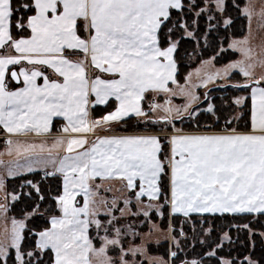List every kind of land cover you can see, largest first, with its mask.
Here are the masks:
<instances>
[{
  "label": "snow or ice",
  "instance_id": "obj_1",
  "mask_svg": "<svg viewBox=\"0 0 264 264\" xmlns=\"http://www.w3.org/2000/svg\"><path fill=\"white\" fill-rule=\"evenodd\" d=\"M201 3L206 7L200 8ZM223 5L224 0H0V50H6L0 53V126L10 136L41 135L51 131L54 118L63 117L67 124L61 131L74 134L67 140L58 137L47 149V157L42 155L43 143H16L17 156L27 161H17V169L32 172L33 162L43 163L53 169L46 171V176H62V194L54 197L60 215H52L50 226L35 233L30 249L24 247L25 222L13 219L10 233L5 229L0 239V264H136L125 257L144 254L147 241L124 248L122 239L129 233L138 237L139 233L132 224H121L122 218L149 219L166 212L185 218L193 213L264 215V71L259 75L256 71L257 67L264 69V58L257 61L252 48L247 47V38L231 45L244 59L222 70L224 78H229L233 69H239L245 78V83L232 86L250 90L249 95L236 97L225 106L242 110L238 115H225L213 103L204 110L217 123L223 117L225 129L221 132H185L173 126L170 135L96 134L99 129L111 132L113 126L132 116L142 124L162 121L172 125L185 113L189 118L200 114L199 109L189 111V105L181 110L156 103L145 111L143 102L148 93H172L168 85L176 83L175 53L179 45L172 37L180 29L194 37L189 29L198 27V20L189 23L184 15L194 8H200L196 17L223 11ZM254 8L252 3L245 8L249 17ZM260 15L264 17V5ZM220 76L219 71L208 75L205 83ZM179 92L192 101L198 99L190 89L179 87ZM249 99L248 120L240 130ZM113 100L112 111L92 119L90 107ZM161 109L165 115L152 121L150 114ZM88 134L94 139L89 140ZM7 143L11 154L13 141L8 139ZM56 148H63V155L54 156L52 149ZM16 174L13 168L8 169L9 176ZM97 178L118 179L129 193L123 198L124 208L119 207L120 198L99 202L106 209L105 220L97 218L101 214L95 206L99 186L92 183ZM27 184L43 201L39 185L32 181ZM81 195L82 206L77 202ZM133 201L136 212L128 207ZM36 207L39 209V204ZM3 208L0 205V210ZM93 226L105 232L99 248L89 235ZM249 233L254 234L251 229ZM260 235L264 237V232ZM230 240L229 233L224 232L217 249ZM110 246H119L118 260L108 256ZM207 255L215 256L216 252ZM246 261L260 264L251 257ZM152 264L162 262L153 260ZM221 264L234 261L225 259Z\"/></svg>",
  "mask_w": 264,
  "mask_h": 264
},
{
  "label": "trees",
  "instance_id": "obj_2",
  "mask_svg": "<svg viewBox=\"0 0 264 264\" xmlns=\"http://www.w3.org/2000/svg\"><path fill=\"white\" fill-rule=\"evenodd\" d=\"M192 2H198V0H192ZM246 3V0H227L224 12L215 13L216 19L219 20L217 26L209 30V21L205 16H201L198 20L199 26L197 28L196 38H181L179 47L175 53L177 65L176 83L180 85L184 84L190 71L204 60L213 58L217 66H223L238 58V52L231 50L228 46L232 38H242L246 36L248 19L242 14V8ZM204 5V3H201L200 8H203ZM200 8L193 9L189 23L195 19L194 12L200 11ZM175 17L176 13H173V19H175ZM226 17L231 18L232 21L229 25L223 26V19ZM174 36L172 37L173 39ZM239 82L240 74L235 72L231 74L226 81H220V83L215 84L207 89V91L200 89L199 93L204 99L201 104L193 109H200L203 106L205 108L209 103H213L224 110L225 115L231 113V108L234 105L228 108H225V106L230 105L237 91H240L238 88L232 86ZM205 97H207V99H205ZM143 104H146L145 101ZM249 108L250 105L248 109ZM217 115H219V113H217ZM247 120L248 116L246 114L244 120L241 121L245 123ZM177 124H179L180 127L183 126L187 131L203 130L206 124H211L212 128L217 129L225 127L223 117L217 123L212 114L204 110L200 111V114L192 117V119L183 118L182 120H177ZM27 181H32V183L39 185L41 189L39 195H43V201L38 199V194L34 189L30 188ZM6 184L9 193L19 195V199L10 206L9 212L11 216L22 218L28 212L37 209L36 206L39 204V209H37L38 215L28 221L24 230L26 237L24 247L30 249L36 239L35 233L49 227V218L52 215L59 214L54 197L62 193V177L57 175L43 178L41 171H34L22 176L9 178ZM152 217L156 221L159 220L163 228H168L172 225L173 235L180 239L178 246H172V249L177 253L173 260L174 264L205 257L217 244H220L221 234L228 231L229 228L232 232L233 240L228 245H224L221 249L216 251L218 255L216 263L220 264L218 258L223 256L232 259H240L250 253L251 247L249 231L244 228L241 229L240 227L248 224L250 229L252 228L256 231H260L263 230L262 227L264 226V215H257L255 217L253 214L233 216L228 214H192L190 218H185L183 215H176L173 217L166 212L161 218L156 214ZM236 225L239 226L232 228ZM192 226L195 227V230L192 229ZM209 227L212 228L213 231L206 235L203 233V230ZM180 228L186 233V237H181ZM254 236L258 240L259 236ZM95 245H97V242ZM170 246L169 242H164L159 246L151 245L150 250L154 253H161L168 258L170 255ZM10 251L14 252V250ZM258 257H261V264H264V247L262 250H258ZM212 258L213 257L206 256L203 258V262L205 264H210L211 261L214 263L216 258Z\"/></svg>",
  "mask_w": 264,
  "mask_h": 264
},
{
  "label": "rangeland",
  "instance_id": "obj_3",
  "mask_svg": "<svg viewBox=\"0 0 264 264\" xmlns=\"http://www.w3.org/2000/svg\"><path fill=\"white\" fill-rule=\"evenodd\" d=\"M246 1H247L246 5L242 8V14L248 19L249 27H250V23L252 26L255 24V22H258V21H260V23H262L264 21V17H262L260 15V9H261V6L264 5V0H246ZM226 2H227V0H224L223 11L213 10L211 12H205L203 15H201L202 17L205 16L207 18V20L209 21V23H208V29L209 30L213 29L219 23V20L216 19L215 13L216 12L223 13L224 10L226 9ZM249 3H252L253 5H255V9H254L251 17H249V15L245 12V8L249 5ZM204 7H206V4L204 5ZM196 12H199V11H195L194 15ZM191 13L192 12H189L188 14L184 15V19L187 20L188 22L190 20ZM201 16H199V17L195 16V19L199 20V18ZM209 17H212V18L209 19ZM253 19L255 21H253ZM231 21H232L231 18L226 17L223 19L222 24H223V26H227L231 23ZM198 26H199V23H198ZM197 28L189 29V30L194 31V33H195L194 37H188L186 34H183V29L177 30V32L175 33V36H174V40H177L180 43V40L182 37L196 38V33L198 31ZM247 33H248V29H247ZM247 33H246V35H247ZM252 36H254L253 31H251V34L249 32V34L247 36H244L242 38H235V39L232 38L231 39L232 43L231 42L230 43L232 45L234 41H243V40H245V38H247L249 41L247 47L252 48L253 56L258 61L260 58H264V44L263 45H257L255 43L257 40L254 38L255 40L252 41V39H253ZM178 47H179V45H178ZM232 49H234V48H232ZM234 50H237L238 54H239L236 61L243 60L244 59L243 53L241 51H239L238 49H234ZM3 52H5V51L0 50V53H3ZM236 61L234 60L233 63H235ZM202 62H200L199 65ZM226 66L215 67L213 65L212 60H208V61L203 62L198 68L195 67V68H197L196 71H194L192 73V75L188 78V80L186 78L187 82H185L184 84L180 85L178 83L169 82L168 87L172 90V93H176L175 95H173L172 93H165V92H159V93L152 92V93L146 94V99H145L146 104L145 105L143 104L145 111H148V106L152 103H156V104H160V105H168L174 109L180 108L181 110L186 105H189L190 106L189 111H191L193 108H195L196 106L201 104L202 100L204 99L200 95V93L197 94V88L198 87H204L203 90L207 91L206 88H209L212 85L220 83L219 81L214 82V79H216V78L226 79L223 77V71H222ZM195 68H193L192 70H194ZM48 71H49V73H51L50 69ZM218 71L221 73L220 77H216L213 80L205 83V80L207 79L208 75H213L214 73H216ZM237 71H239V69H233L232 70V72H234V73ZM256 71H257V75H259L262 71H264V69L257 67ZM238 73L240 74V82L237 84L245 83L246 81H245V78L243 77L242 73H240V72H238ZM176 75H177V71H176ZM15 86L16 85L13 84V87H15ZM179 87H183L185 89H190L191 92L193 94H195L198 99L196 101H192L188 95L181 94L179 92ZM239 90L240 91H237V94L235 95L233 100L236 97L247 96V93L249 91V90H243V89H239ZM209 100H210V98H209ZM193 105H196V106L191 108ZM249 105H250V100H248L246 102V107L243 109V111L246 114L248 112ZM114 106H115V101L113 100V102H111L108 105H97L94 108L90 107V109H89L90 115H91L92 119H97L100 116L106 114L107 112L112 111L114 109ZM206 108L207 107L204 108V106H203L199 109V111H203ZM241 110H242L241 108L234 105L231 108L230 112L233 115H238ZM150 115H151L152 121H156L158 119V117H162L163 115H165V113L161 109V110H158L154 113H151ZM172 115L174 116L175 113H173ZM183 118H185V119L189 118L188 114L185 113ZM177 120H179V119H174L172 122V125H166L162 121L158 122V123L150 122L149 124H142V123L138 122V119L135 116H132L130 118H127L125 123L113 126L111 132H105L103 129H99L96 134L127 135V134H133V133H145V132L156 133V132H159L161 134L170 135L172 133L173 126L176 129H182L184 131H187L184 129L183 126L180 127V125L177 124ZM66 124H67V121L63 117H56V118H54V120L52 122L51 131L47 134L37 135L36 133H27V134H19V135H11V136L3 129L2 126H0V161H3V163H0V178H2V180H3V187L0 188V205L4 206L3 210H0V239H2L4 237L5 229H7L8 232L10 233L11 228H12L11 222L13 219H15L17 221L22 220L25 222V224L27 226L28 221L30 219H33L34 217H36L38 215L37 209H35L34 211H31V212H28L22 218H15L14 216H11L10 212H9L10 206L19 199V195L8 192L7 184H6L7 180L9 178H14V177H18V176H22L24 174L30 173V172H27L26 170H24L22 168L21 169L16 168V162L17 161L20 164H26L27 163L24 156H19V157L17 156L16 151H15L16 143L25 144V145H27V144L40 145L41 143H43V144H45V152L42 155L44 157H47V149L52 147V144L55 142V140L58 137H63L65 140H67V138H69L71 135H74L72 133H63L61 131L62 127L65 126ZM240 126H243V125L240 124ZM54 128H55V131H54ZM88 138H89V140L94 139L93 134H88ZM8 139H11L13 141V145L11 146L13 148V151L11 152V154L8 151V149L10 147L7 143ZM36 151L39 152V148H37ZM52 152H53L54 156L57 154L63 155V148L52 149ZM32 159H33V161H35L36 157H32ZM10 167L16 171L17 174L15 176H9L8 175V169ZM32 167L34 169L32 172L41 171L43 174V178L49 177V176L45 175L46 171H52L53 170L51 165H48L47 167H45V165L43 163L38 164V163L33 162ZM50 177H52V176H50ZM92 183L94 185L99 186V191L95 197V199L97 201V204L95 206L100 208L101 214L97 218H100L101 220L106 219L104 216V212L106 211V209L101 207L100 203H99L101 200H107L108 202H111L114 198H120L119 207L120 208L125 207V205L123 204L122 201H123L124 197L129 195V193L123 188V182L122 181L121 182L120 181H114V182L107 181V182L103 183V181L96 179ZM33 184H35V183H33ZM30 188L34 189L31 186H30ZM95 190L96 189L94 188V191ZM62 191H63V184H62ZM13 197H16V199H13ZM83 199H84L83 195L77 197L78 205L82 206ZM145 202H147V201L145 200ZM134 204H135V201H133L132 204H130L128 206L130 208L131 212L137 211L136 207L133 206ZM113 214L116 216L120 215V213L118 211H114ZM225 214H227V213H225ZM58 215H60V212ZM156 215H159V214H156ZM228 215L233 216V215H243V214H228ZM253 215H255V217H256L259 214H253ZM152 216L153 215H151V218H149V219H146L143 216H138V217L128 216L126 218L121 219V221H120L121 224H132L135 228V231L137 233H139L138 237H133L131 235V233H129L128 236L124 237L122 239V245L124 248H128L131 246H138L142 243L143 240L147 241V243L145 244L146 252L144 254L138 253L135 257H133L129 254L125 258L129 261L135 260L136 264H152L153 260L161 261L162 264H163V262H166V264H174V262H173L174 257L171 256V253L176 252V251H174V249H172V246H178L180 239L173 235L172 225H170L168 228H163L161 226L159 220L156 221ZM159 216H160V218L162 217L161 215H159ZM153 225L156 226L155 229L152 228ZM117 226H119V225H117ZM238 226L239 225H236V226H233L232 228H235ZM146 227H147V229H146ZM263 227H262L263 230H260V231H256L255 229L251 228V231L254 234L250 236V244H251L250 253L246 254L244 257H241L240 259L239 258L232 259V258L224 257V256L219 257L218 258L219 263L221 264V261H223L225 259H230V260L234 261V264H247L246 257H251L252 259L259 261L261 264L262 263L260 260L261 257H258V250L259 249L262 250L264 247V237H261V235H260L261 232H264ZM209 228H205L203 230L204 231L203 233L208 235L209 232L207 231V229H209ZM240 228L242 229L243 225ZM192 229L195 230V227L192 226ZM249 229H250V227H249ZM249 229H247V230L249 231ZM180 230H181V233H183V234H181V237H186V233L183 231V229L180 228ZM225 232L229 233V235L231 236V240L230 241H223V246L228 245L233 240L232 239V232L230 231V228L228 231H225ZM89 235L93 239L94 246L96 248L101 247V245H102V239L101 238L105 235V232L102 229L98 231L95 228V226H93L89 229ZM254 235L259 236L258 240L255 238ZM113 236H114V233L110 234L109 238H112ZM222 236H223V234H221V237ZM173 237L176 238L175 241L173 240ZM221 237H220V243H221ZM96 242H97V245H95ZM164 242H169L171 245L170 246V255L168 258H166L161 253H154L150 250L151 245L152 246H159L161 243H164ZM221 248H219V249H221ZM219 249H217V247L215 246L212 251L216 252ZM212 251H210V252H212ZM108 256L113 258L114 260H118L120 257L119 246H116V247L110 246L109 250H108ZM206 256H208V255L206 254ZM205 257H203V258H205ZM211 257H213L212 259L216 258V261H214V263L211 261L210 264H217L216 262H217L218 255L216 254L215 256H211ZM203 258L192 259V260H196V261L200 262V264H205L203 262L204 261ZM93 260L95 262L96 258L94 257ZM189 261H191V260H189ZM180 264H182V262Z\"/></svg>",
  "mask_w": 264,
  "mask_h": 264
},
{
  "label": "crops",
  "instance_id": "obj_4",
  "mask_svg": "<svg viewBox=\"0 0 264 264\" xmlns=\"http://www.w3.org/2000/svg\"><path fill=\"white\" fill-rule=\"evenodd\" d=\"M255 9V8H254ZM253 21H255L254 19H253ZM251 31H253V34H254V36H252L253 37V39H252V41L253 40H257L255 43L257 44V45H263L264 44V21L262 22V23H260V21H258V22H255V24L252 26L251 25V23H250V27H249V21H248V33H247V35L249 34V32H250V34H251ZM246 35V36H247ZM255 38V39H254ZM233 39H235V38H233ZM231 43H232V41H230ZM231 43L229 44V48L231 49V50H234V49H232L231 48ZM3 51H6V50H3ZM234 51H236V52H238L237 50H234ZM208 60H212V62H213V65L215 66V67H221V66H217L216 64H215V62H214V59L212 58V59H208ZM208 60H205V61H208ZM205 61H203V62H205ZM236 61V60H235ZM202 62V63H203ZM234 61H232V62H230V63H228V64H231V63H233ZM201 63V64H202ZM200 64V65H201ZM228 64H226V65H228ZM199 65V66H200ZM226 65H223V66H226ZM198 66V67H199ZM222 66V67H223ZM197 67V68H198ZM197 68H195L194 70H192L190 73H189V75L187 76V80H188V78L192 75V73L194 72V71H196V69ZM237 72H239V71H237ZM232 73H234V72H232ZM217 79V80H216ZM216 79H214V82H217V81H226L228 78H226V79H220V78H216ZM187 82V81H186ZM201 86V85H200ZM212 86H214V85H212ZM211 86V87H212ZM211 87H209V88H211ZM209 88H206V89H209ZM200 89H204V87H198L197 88V94L199 93V90ZM250 91V90H249ZM249 91H248V93H247V96L249 95ZM241 97V96H240ZM250 100V99H249ZM194 106H196V105H193L191 108H193ZM250 107H251V100H250ZM250 109V108H249ZM239 124H242V125H244L245 123L244 122H240ZM225 129V127H222L221 129H217V128H212V125L211 124H206L205 125V129L204 130H197V131H185V132H205V131H208V132H221L222 130H224ZM240 130H243V126H240ZM97 180H101V181H103V183L104 182H107V181H112V182H114V181H120V180H118V179H106V180H102V179H100V178H97ZM121 182V181H120ZM193 214H196V213H193ZM203 215H207V213H205V214H203Z\"/></svg>",
  "mask_w": 264,
  "mask_h": 264
}]
</instances>
